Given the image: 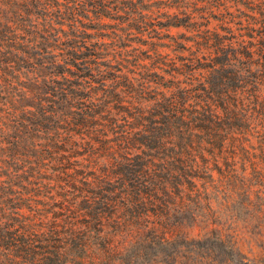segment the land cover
I'll list each match as a JSON object with an SVG mask.
<instances>
[{
  "label": "trees",
  "instance_id": "obj_1",
  "mask_svg": "<svg viewBox=\"0 0 264 264\" xmlns=\"http://www.w3.org/2000/svg\"><path fill=\"white\" fill-rule=\"evenodd\" d=\"M236 157L261 184L264 0H0V264H85Z\"/></svg>",
  "mask_w": 264,
  "mask_h": 264
},
{
  "label": "rangeland",
  "instance_id": "obj_2",
  "mask_svg": "<svg viewBox=\"0 0 264 264\" xmlns=\"http://www.w3.org/2000/svg\"><path fill=\"white\" fill-rule=\"evenodd\" d=\"M235 161V189L209 186L199 198L158 200L157 217L134 218L94 237L98 245L110 241L113 249L95 248L85 264H242L238 259L245 256L264 264V180L256 182L246 159ZM154 218L159 221L153 225ZM211 229L216 238L208 248L191 241Z\"/></svg>",
  "mask_w": 264,
  "mask_h": 264
}]
</instances>
